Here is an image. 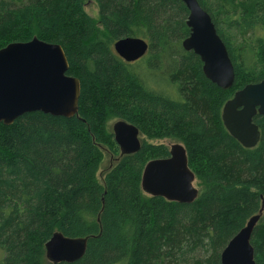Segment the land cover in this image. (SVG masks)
<instances>
[{
    "label": "trees",
    "instance_id": "obj_1",
    "mask_svg": "<svg viewBox=\"0 0 264 264\" xmlns=\"http://www.w3.org/2000/svg\"><path fill=\"white\" fill-rule=\"evenodd\" d=\"M93 1L103 30L83 0H0V48L33 37L59 44L67 74L80 82L75 116L31 111L0 122V264H47L44 244L55 232L91 236L80 259L56 264H221L223 247L264 201V116L253 119L260 140L252 148L221 120L237 89L264 78V0H198L234 66L226 90L182 48V1ZM249 32L253 42L240 36ZM127 36L148 42L143 58L128 63L115 53L113 42ZM110 117L148 140L180 141L197 198L144 194V165L168 148L142 139L137 152L120 154ZM103 146L119 155L98 181ZM250 244L255 264H264V208Z\"/></svg>",
    "mask_w": 264,
    "mask_h": 264
},
{
    "label": "water",
    "instance_id": "obj_2",
    "mask_svg": "<svg viewBox=\"0 0 264 264\" xmlns=\"http://www.w3.org/2000/svg\"><path fill=\"white\" fill-rule=\"evenodd\" d=\"M180 1L188 10L189 28L188 36L181 42L182 48L198 56L206 78L221 89H229L235 79L234 66L209 13L198 0ZM112 47L121 59L130 63L147 53L148 42L127 36L114 41ZM67 71L68 62L59 44L33 37L0 48V122L10 125L31 111L64 117L77 115L80 82ZM256 115L264 116V78L237 89L221 110L226 131L245 148L255 147L260 140V129L253 120ZM112 133L120 154H132L140 149L135 125L119 119L113 123ZM194 180L184 146L173 143L168 156L146 162L140 186L149 196L191 203L199 192ZM263 208L264 201L258 213L228 240L220 253L221 264H255L250 239ZM90 237H68L55 232L44 244L45 256L52 264L74 262L82 257Z\"/></svg>",
    "mask_w": 264,
    "mask_h": 264
},
{
    "label": "rangeland",
    "instance_id": "obj_3",
    "mask_svg": "<svg viewBox=\"0 0 264 264\" xmlns=\"http://www.w3.org/2000/svg\"><path fill=\"white\" fill-rule=\"evenodd\" d=\"M83 9L85 10V12L92 19H94V21L96 22V26L98 27V29L103 30L102 27L100 26V24L98 23V8H97L96 3L93 0H83ZM228 34H229V36H231L232 39H236L235 41H238L239 42V40H240L239 37L237 38L236 36H233L234 34H232V33H228ZM240 36L242 38H244L247 42H253V40H252V34L250 32L249 33H246L244 35L241 34ZM117 120H119V119L114 118V117H110V118L107 119V121H106V127H107V130L108 131L112 132V125ZM139 139H140V141L142 139H144L149 144H154V145L161 144V145H164L168 149H169L170 145H172L173 143H181L180 141H178L177 139H174V138H162V139L148 140L143 135H139ZM102 153H103L102 161L100 163L99 170L96 173V177H97V180L98 181H101L102 180V177H103V174L105 173V171L108 169V167L111 164H113V161L116 158H118V155H119L118 152L117 153H112L106 146H103L102 147ZM194 186L197 189H200V186H199V183H198L197 179L194 180ZM46 262H47V264H49V261L46 260Z\"/></svg>",
    "mask_w": 264,
    "mask_h": 264
},
{
    "label": "flooded vegetation",
    "instance_id": "obj_4",
    "mask_svg": "<svg viewBox=\"0 0 264 264\" xmlns=\"http://www.w3.org/2000/svg\"><path fill=\"white\" fill-rule=\"evenodd\" d=\"M140 135V134H139ZM139 141H140V139H139ZM140 146H141V141H140ZM169 150V149H168Z\"/></svg>",
    "mask_w": 264,
    "mask_h": 264
}]
</instances>
